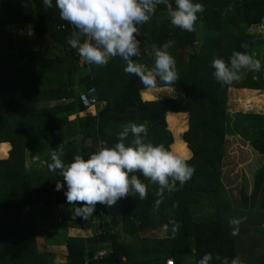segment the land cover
I'll return each instance as SVG.
<instances>
[{
  "label": "trees",
  "instance_id": "16d2710c",
  "mask_svg": "<svg viewBox=\"0 0 264 264\" xmlns=\"http://www.w3.org/2000/svg\"><path fill=\"white\" fill-rule=\"evenodd\" d=\"M193 2L203 4L204 11L197 14L192 32L173 27L165 5L157 6L148 23L138 25L141 55L136 59L140 63L153 65V44L175 41L169 52L176 60L179 79L171 87L183 93L144 99L142 95L148 96L150 91L143 92L140 79L125 73L121 58H111L102 67L81 65L77 51L67 44L74 29L60 18L55 0L47 9L42 0H0V26L28 24L37 38L54 45L48 50L49 55L54 53L52 57L23 50L0 53V264L54 263L55 252L39 247L33 218L37 206L68 204L66 184L59 191L55 187L57 181L63 183V177L48 170L51 151L63 144L65 162H71L76 154L87 159L101 141L114 146L121 125L128 122L145 124L149 141L178 155L185 156L187 146L194 175L183 186L178 185L177 191L164 193L158 212H153L158 186L142 176L148 184L145 200L128 196L111 208L98 204L87 220L73 219L75 206L69 205L68 220L78 226L85 223L92 232L63 238L65 264H94L98 249L107 250L98 264H163L183 254H192L196 262L205 253L213 254L211 264H220L216 254L229 260L237 257L228 220L244 217L232 207L233 202L246 207L247 198L238 183L229 190L238 192V200L233 193L230 201L222 183L227 140L235 136L234 140L263 154L264 114L229 112L228 91L239 88L244 98L238 101L248 102L251 96L242 91L264 90V67L259 72L244 70L239 83L222 87L213 76L211 62L217 57L228 61L233 51L250 54L264 44L260 28L264 0ZM169 3L175 7L174 0ZM92 86L103 103L96 109L79 100V94ZM173 112L186 115L182 132L185 124L168 115L175 140L166 120ZM132 139L130 134L125 142ZM33 156L37 158L28 164L27 159ZM257 175L261 178L262 173ZM262 180L257 179L250 192L258 215L252 219L253 225L264 223V195L256 200ZM169 219L180 224L176 237L171 238L170 232L156 236ZM98 229L103 234L97 236ZM147 231L151 234L146 235Z\"/></svg>",
  "mask_w": 264,
  "mask_h": 264
},
{
  "label": "clouds",
  "instance_id": "9594fccd",
  "mask_svg": "<svg viewBox=\"0 0 264 264\" xmlns=\"http://www.w3.org/2000/svg\"><path fill=\"white\" fill-rule=\"evenodd\" d=\"M42 3L45 9L53 6L52 0H42ZM174 4L175 7L169 0H55L60 18L74 29L67 44L77 51L81 65L102 67L111 58L119 57L126 64L125 73L137 76L148 91L167 88L179 79L176 60L169 52L175 41H166L162 46L153 44V65L140 63L136 59L141 55L138 25L148 23L157 6L165 5L172 26L192 32L197 14L204 11L203 4L193 0H174ZM211 66L215 80L223 87L239 83L244 70L259 72L262 64L252 54L233 51L228 61L213 58ZM121 129L114 146L101 141L87 159L76 154L71 162H65L63 144L51 151L48 170L63 177V183L57 181L55 187L59 191L66 184V201L75 206L73 219L87 220L94 215L98 204L111 208L128 196L147 199L148 184L141 176L158 186L153 205V212H158L164 193L177 191L178 185L183 186L194 175L195 168L189 164L188 157L147 139L149 130L145 124L128 122ZM130 134L133 139L126 143ZM246 219L229 218L232 235L239 234L240 225ZM179 228L174 219L162 225V230L170 232L171 238L176 237ZM213 258L212 253H205L195 264H211ZM215 260L220 264H243L239 256L229 260L216 254Z\"/></svg>",
  "mask_w": 264,
  "mask_h": 264
},
{
  "label": "rangeland",
  "instance_id": "374dc122",
  "mask_svg": "<svg viewBox=\"0 0 264 264\" xmlns=\"http://www.w3.org/2000/svg\"><path fill=\"white\" fill-rule=\"evenodd\" d=\"M199 30V27H196ZM256 33L258 36H261L262 33L258 30H256ZM201 32L199 33V37ZM262 40H264V37H262ZM1 43V41H0ZM2 43H5V41L2 40ZM1 45L0 52L6 51V50H13L14 47H10L8 45ZM8 44V43H7ZM199 44V40L197 41L196 45ZM4 49V50H3ZM252 54L256 59H259L261 61L262 67H264V44H260L257 47L254 48V50L250 53ZM79 73H82V70H78ZM230 89V88H229ZM74 90H78V87L76 86ZM159 91V90H158ZM255 93H248L251 98L247 102V100L244 101H238L240 99H243L244 97L241 96L240 90L238 89H230L228 91V100H227V110L229 112H240V113H259L264 114V91H258L253 90ZM258 91V92H257ZM145 92V91H143ZM176 90L174 88L168 89L167 92H161L160 97L161 98H169V97H175ZM177 94V93H176ZM247 94V93H243ZM148 96L142 95L144 98H151L156 95L154 94H147ZM258 97V98H257ZM159 98V97H158ZM261 99L260 102L257 101V99ZM58 101H55L54 103H57ZM168 115H173L176 117L177 121H180L181 125L185 124V117L177 114V113H171ZM168 115L166 116V120L168 123V127L171 130L174 140H175V128L172 126L170 127L168 122ZM185 130V125L182 127ZM180 132V133H181ZM234 137L228 138L227 143V150L225 151V158H224V164H223V174H222V183L226 189L227 197H229L230 201L233 202V196L234 193L236 195V198L238 200V192H231L230 193V187H233L237 185L238 183L241 185L242 191L244 192V195L247 198V205L246 207L243 206H237L235 202H233V212H239V214H242V216L247 217L246 221L240 225L239 234L238 235H232L235 239V251L236 256H239V258L243 261V264H264V261H261V257H264V225H253L252 219L257 218V214L255 213L256 208H254V202L253 199L250 198V191L253 189L256 180L263 179L260 183V186L258 188L259 193L257 194L256 190V196L259 200L260 196L264 195V153L260 154L256 151H254L251 146L248 144H242L238 142L237 140H234ZM176 143V141H175ZM9 145V144H8ZM10 147V145H9ZM189 152L187 150V154L185 157H189ZM37 157L33 156L31 159L28 158L27 162L30 164L31 160L36 159ZM258 172L262 173L261 178H258ZM256 198V197H255ZM255 200V201H256ZM204 201V198L202 199ZM258 202V201H257ZM238 203V202H236ZM254 204V205H253ZM207 210L204 211V213ZM68 213H69V204L63 205L62 208L57 205H51V206H37L33 209V218L34 223L36 225L35 228L37 236L39 238V247L44 248L48 251H54L56 254L55 260L53 264H64V248L65 247V241L64 237H66L63 234L64 227H78L82 228V231L89 232L90 227L87 226L85 223H82L81 225H76L70 220L68 221ZM73 223V224H71ZM72 225V226H71ZM44 227V229H43ZM89 228V229H88ZM160 232H155L156 236H159ZM230 233H232V228H230ZM151 234V233H146ZM54 241V242H53ZM61 246V247H60ZM260 261V263H259ZM262 262V263H261Z\"/></svg>",
  "mask_w": 264,
  "mask_h": 264
},
{
  "label": "crops",
  "instance_id": "0c3cea01",
  "mask_svg": "<svg viewBox=\"0 0 264 264\" xmlns=\"http://www.w3.org/2000/svg\"><path fill=\"white\" fill-rule=\"evenodd\" d=\"M251 30H253V28ZM2 40L5 41L6 44L2 43ZM0 41H1L0 47L2 44L3 45L5 44V45L9 46L8 48L14 47L13 51H16V52L23 50L25 52H30V53H40L41 52L44 55H46L47 57H52L54 55V53H51V55H49V52H48V50L50 48H52L54 45L52 47H50L49 43L45 39L37 38L35 36L33 30H32V27L28 24H23V25L22 24L21 25L20 24H10V25L0 26ZM8 51H10V50H6V51L4 50L0 53H5ZM55 56H57V53H55ZM50 77L54 78V76H50ZM38 79H40V78H38ZM77 79H78V76L75 77L76 81H77ZM74 85L76 86V84H74ZM170 88H173V87H171V86H169L167 88L158 87L157 89L150 91V94H154L156 96L151 97V98H144V97L143 98L144 99H154V98H158V97L161 98L160 97L161 92H167L168 89L170 90ZM174 89L176 90V93H177V94L175 93V97L183 96V93L181 91H179L176 88H174ZM230 89L240 90L239 88H230ZM143 91H146V89H144ZM258 91H260V90H258ZM261 91H264V90H261ZM242 92L247 93V94L249 92L255 93L252 89H247V88H245V90H243ZM257 101L260 102L261 99L259 98V99H257ZM173 113H177V112H173ZM168 114H171V113H168ZM177 114L184 116L186 119V115L184 113H177ZM185 129H186V120H185ZM185 146H186V144H185ZM186 148H187L189 154L191 155V151L188 149L187 146H186ZM190 155H189V157H190ZM62 207L63 206L61 205L60 208H62ZM263 225H264V223L261 226H263ZM35 228H38V227H36V225H35ZM43 229H44V227H43ZM91 232L92 231L90 229L89 232H87V233L85 232V234H84V231H82V228L73 227V226L72 227H70V226L64 227V229H63V234L65 236H89V235H91ZM163 234H164V231L161 230L159 235H163ZM63 248H64V252L66 255V247H63ZM104 250L107 252L106 249H104ZM170 259H172V258H170ZM261 259H262L261 261H264V257H261ZM63 261L65 264V257H64ZM173 263L174 264H195V259H194V256L192 254H183L180 257H178V259L176 261L173 260ZM259 263H260V261H259ZM163 264H165V262Z\"/></svg>",
  "mask_w": 264,
  "mask_h": 264
},
{
  "label": "built area",
  "instance_id": "2783aa9c",
  "mask_svg": "<svg viewBox=\"0 0 264 264\" xmlns=\"http://www.w3.org/2000/svg\"><path fill=\"white\" fill-rule=\"evenodd\" d=\"M260 28H261V32L263 33V37H264V21H262ZM79 100L81 101L83 106L88 107V108H94V109H96L99 105L103 104L101 101H99L97 94H96V89L93 86L82 91L79 94ZM95 234L99 236L103 234V231L98 229L95 231ZM105 253H106L105 250L98 249L94 255V261H95L94 264H98V260H100ZM113 264H125V263L116 262ZM165 264H174V263L172 259H167Z\"/></svg>",
  "mask_w": 264,
  "mask_h": 264
}]
</instances>
